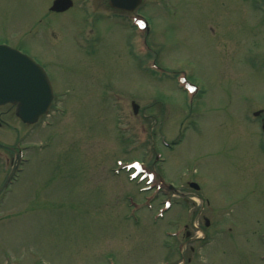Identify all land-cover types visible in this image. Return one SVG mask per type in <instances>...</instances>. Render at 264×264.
<instances>
[{"label": "rangeland", "instance_id": "374dc122", "mask_svg": "<svg viewBox=\"0 0 264 264\" xmlns=\"http://www.w3.org/2000/svg\"><path fill=\"white\" fill-rule=\"evenodd\" d=\"M52 1L0 0V44L44 64L56 93L32 125L0 106V142L23 157L0 191V264H264V0H145L146 37L104 0ZM134 159L176 189L142 193L160 183L128 180L117 161ZM15 162L0 148V188Z\"/></svg>", "mask_w": 264, "mask_h": 264}, {"label": "water", "instance_id": "95a60500", "mask_svg": "<svg viewBox=\"0 0 264 264\" xmlns=\"http://www.w3.org/2000/svg\"><path fill=\"white\" fill-rule=\"evenodd\" d=\"M141 1L108 0V3L113 8L132 10ZM72 4V0H54L50 9L64 11ZM51 97V84L39 65L28 55L0 45V104L13 103L16 105V115L24 122L33 123L47 111ZM137 109L138 105H135V111Z\"/></svg>", "mask_w": 264, "mask_h": 264}, {"label": "flooded vegetation", "instance_id": "af4514ba", "mask_svg": "<svg viewBox=\"0 0 264 264\" xmlns=\"http://www.w3.org/2000/svg\"><path fill=\"white\" fill-rule=\"evenodd\" d=\"M190 234H191V232L187 231V235H190ZM197 238H198V236H196L195 239L197 240ZM189 250H190V252H194L195 249L192 245H189ZM185 258H186V256L182 258V260L180 261V264H194L192 256L190 254L186 259ZM13 264H23V262L22 263H13Z\"/></svg>", "mask_w": 264, "mask_h": 264}]
</instances>
